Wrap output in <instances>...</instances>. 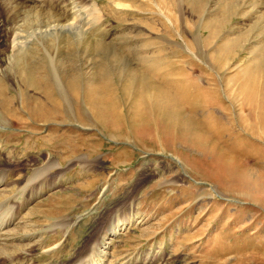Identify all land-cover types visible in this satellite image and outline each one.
<instances>
[{
	"label": "rangeland",
	"instance_id": "rangeland-1",
	"mask_svg": "<svg viewBox=\"0 0 264 264\" xmlns=\"http://www.w3.org/2000/svg\"><path fill=\"white\" fill-rule=\"evenodd\" d=\"M68 2L78 19L58 16L44 34L47 5L39 1L29 5L36 25L18 12L0 15V68L13 60L16 32L28 48L52 41L60 51L25 48L15 78H0V178L8 182L0 198L23 193L20 221L47 246L59 243L17 264L77 261L114 224L100 264H264V0ZM69 21L84 23L83 32ZM50 59L68 105L54 91ZM146 81L154 93L176 89L175 110L132 116ZM95 92L114 105L105 117L88 101ZM63 223L71 224L65 235Z\"/></svg>",
	"mask_w": 264,
	"mask_h": 264
},
{
	"label": "bare ground",
	"instance_id": "bare-ground-1",
	"mask_svg": "<svg viewBox=\"0 0 264 264\" xmlns=\"http://www.w3.org/2000/svg\"><path fill=\"white\" fill-rule=\"evenodd\" d=\"M15 1V3H13ZM18 1V0H17ZM33 1H39L41 6H44V5H47V11L43 12L44 14V31H41L42 34L44 33H47L49 32L50 30H52L54 27L53 25V22L54 20L56 19V17L58 16H62L64 17L66 20H69V19H72L71 21H73V19H75L76 15H74V12H73V7L70 8L69 5L70 2L68 3H65V0H21V4L24 5V6H20L16 3V0H0V15H5L4 17H11V15L13 14V18L14 19H17L15 16H14V13L18 12V13H21L23 14V19L25 18L26 19V22L29 21L31 22L32 25H34V21H37L38 19H40V15H35V14H32V8L29 6L30 4H33ZM38 4V3H37ZM75 4V3H74ZM28 9L24 12V9ZM40 10V9H39ZM45 10V9H42V11ZM23 11V12H22ZM78 12V11H77ZM39 13V12H38ZM76 13V12H75ZM20 14V15H21ZM78 14V13H77ZM18 15V14H17ZM31 17V18H30ZM72 17V18H71ZM80 17V15H79ZM224 18V17H223ZM31 19V20H30ZM78 19V18H76ZM226 18H224L225 20ZM12 20V18H11ZM75 23H76V20H74ZM79 21V20H78ZM77 21V22H78ZM14 22V21H13ZM62 22V20H61ZM67 22V21H65ZM70 22V21H69ZM86 25L87 24H90V23H93V26L94 24L96 25L97 23H99V20H96L95 21H90V20H87L86 21ZM227 22V21H226ZM12 23V22H11ZM37 23V22H36ZM39 23V22H38ZM73 23V22H72ZM70 22V24L68 25L70 29H75V30H78L79 32H83L84 30V27H83V24L80 25L78 28H75L73 25L75 24H72ZM15 23H13L14 25ZM30 24V23H29ZM81 24V23H80ZM36 25V24H35ZM64 25V24H63ZM76 25V24H75ZM92 25V24H91ZM21 26V25H20ZM43 26V25H42ZM219 27V25L217 26ZM18 28V27H17ZM39 28H42V27H39ZM221 28V27H220ZM15 29V28H14ZM26 29V28H25ZM34 29V28H32ZM9 30V29H8ZM54 30V29H53ZM214 28L213 29H210L208 30V36L209 37H213V35L215 34L214 32ZM14 31V30H13ZM21 31V30H20ZM16 32V31H14ZM19 32V30H18ZM11 34V33H10ZM20 35L19 33H14L13 34V37H10L12 38L11 41H10V45H6L8 46L9 50L12 52L13 54V60L12 62H10L9 65L5 66V67H2L0 68V78L1 79H4V80H7L9 78H13L14 77V74H15V71H16V65L19 61V56L21 55L20 53H23L24 49L28 48L26 43L23 41V39L25 38H18V36ZM33 34V33H32ZM53 35V34H52ZM8 36V35H7ZM179 36L180 38L182 39V41L184 42L183 40V37L181 36V34L179 33ZM2 37V36H1ZM6 37V35L4 36ZM4 39V38H3ZM27 39V38H26ZM7 40V39H6ZM9 40V39H8ZM4 43V42H3ZM6 43V42H5ZM8 44V43H6ZM75 44V43H74ZM78 44V43H77ZM231 44V43H230ZM237 44V41H234V43L231 45V47H234L236 46ZM70 45V43H69ZM80 45V44H79ZM78 45V46H79ZM99 45V44H98ZM71 46V45H70ZM77 46V47H78ZM229 46V45H228ZM33 47V46H32ZM72 47V46H71ZM70 47V48H71ZM75 47V46H74ZM82 47V46H81ZM86 47V46H85ZM99 47V46H98ZM186 47V46H185ZM55 48H57L58 52L59 51V48L56 47L54 45V43L52 41H47L46 43H43L42 45V49H39L38 47H35L34 49H31V48H28V50H30L31 52H34L35 54H38V52L42 53L43 54V51L47 54H50V52H52V50H55ZM187 48V47H186ZM85 49V48H84ZM99 49V48H98ZM97 49V51H98ZM67 50H68V47H67ZM86 50V49H85ZM95 50V49H94ZM188 52L191 50L187 49ZM69 51V50H68ZM96 51V50H95ZM1 52V51H0ZM28 52V51H27ZM56 52V51H55ZM25 53V52H24ZM82 53V52H81ZM28 54V53H26ZM53 54V52H52ZM55 54V53H54ZM23 55V54H22ZM29 55V54H28ZM39 55V54H38ZM46 55V54H45ZM51 55V54H50ZM33 56V54H32ZM47 56V55H46ZM44 56V57H46ZM52 56V55H51ZM25 57V56H23ZM30 57V56H29ZM71 57V56H69ZM115 57V56H113ZM77 58V57H76ZM24 59V58H23ZM116 59V58H115ZM47 60V59H46ZM75 60V59H74ZM81 60V59H80ZM53 60L50 59L49 62H51ZM29 62V61H27ZM68 62V61H67ZM80 62V61H79ZM8 63V62H7ZM52 63H54L52 65ZM114 63V62H113ZM25 64V63H24ZM61 64V63H60ZM73 64V63H72ZM106 64V63H105ZM109 64V63H108ZM21 65V64H20ZM55 61L54 62H51V65H49V75H50V79L53 80L52 84H53V88H54V91L56 92H59L61 94V92L63 90H61V87L63 86V84L61 83V80H60V76H59V71H57V66H55ZM63 65V63H62ZM62 65H60L62 67ZM107 65V64H106ZM112 65V64H111ZM110 65V66H111ZM261 65V64H259ZM22 66V65H21ZM20 66V67H21ZM30 66V64H29ZM113 66V65H112ZM264 66V65H263ZM78 67V66H77ZM48 68V67H47ZM79 68V67H78ZM112 68V67H111ZM30 69V68H29ZM263 69V67H262ZM21 70V69H20ZM112 70V69H111ZM32 71V70H31ZM77 71V70H76ZM59 72V73H57ZM98 72V71H97ZM109 72V70L107 71ZM62 73V72H61ZM99 73V72H98ZM111 73V72H110ZM149 73V72H148ZM23 74V72H22ZM46 74V72H45ZM105 74V73H102V75ZM25 74H23L24 76ZM31 75V74H30ZM106 75V74H105ZM116 75V74H115ZM34 76V75H33ZM48 76V75H47ZM76 76V75H75ZM256 76V75H255ZM80 77V76H79ZM96 77V75H95ZM15 78V77H14ZM25 78V77H24ZM30 78V77H28ZM27 78V79H28ZM33 79V77H32ZM31 79V80H32ZM77 79V78H76ZM111 79V78H110ZM30 80V81H31ZM71 80V79H70ZM69 80V82H70ZM109 81V77L107 79ZM29 81V82H30ZM33 81V80H32ZM35 82V81H34ZM37 83V81L35 82ZM48 83V82H46ZM28 84V83H27ZM30 85V84H28ZM27 85V86H28ZM49 85V84H48ZM68 85V84H67ZM146 85H149V82L146 81ZM261 93H262V98L261 100L259 101V105H262L264 103V69L263 71L261 72ZM32 86H34L32 84ZM36 86V85H35ZM71 86V85H70ZM49 87V86H47ZM69 87V86H68ZM38 88V87H37ZM45 88V87H44ZM42 88L41 91L44 89ZM50 88V87H49ZM52 88V87H51ZM50 88V89H51ZM72 88V87H70ZM107 88V87H106ZM149 88H151V86L149 85L148 88L145 90V93L142 94V98L139 99V101L137 103L134 104L133 108H132V111H131V114L132 116L134 117H140V116H143L144 113H146V111H150L151 108H155L157 110H161V111H164V109H173L175 110V107L178 106V104L180 103V99H179V96L177 95L178 91L176 89H172L169 93H164L161 91L162 94L159 93H154L153 91H151ZM28 89V88H27ZM33 89V88H32ZM39 89V88H38ZM73 89V88H72ZM34 90H36V87L34 88ZM33 90V91H34ZM53 91V90H52ZM64 92V91H63ZM62 92V93H63ZM70 92V91H69ZM85 92V91H84ZM141 92V91H140ZM153 93V94H152ZM47 94V93H46ZM58 94V93H57ZM64 101V103H66L68 105V102H69V97L67 96V94H64L60 95ZM77 95V94H76ZM76 95L74 97H76ZM108 95V94H107ZM58 96V97H59ZM72 96V94H71ZM60 97V98H61ZM203 97V96H201ZM7 98V97H6ZM46 99V98H45ZM74 99V98H72ZM203 99V98H202ZM9 100V99H8ZM7 100V101H8ZM47 100V99H46ZM50 100V99H49ZM220 100V99H218ZM10 104L9 102L7 103L8 108L5 110V113L7 114V118L11 119L12 116H14L17 112H16V108L13 109V100L10 99ZM82 101V100H81ZM90 102V104L92 105V108L94 109V113H96L97 115H105L108 114V111H112L111 109L114 108L111 106V103L109 101H106V99L102 96V94H98L97 92H95L94 94V98L93 99H89L88 100ZM207 101V100H205ZM38 105L41 106L42 108H45V103H39V101H37ZM117 103V102H116ZM207 103V102H206ZM206 103H203V104H206ZM222 103V101H221ZM27 104H29V102H22V108L23 110L26 112V114H28V111L30 110V108H28ZM56 104V103H55ZM80 104V103H79ZM223 104V103H222ZM37 105V106H38ZM214 105H216L219 110H223L222 109V106L220 103H215ZM58 106V104H57ZM209 104H207L205 106V110H208L209 108ZM224 106V104H223ZM53 107V106H52ZM225 107V106H224ZM263 107V106H261ZM56 108V107H55ZM230 108V107H229ZM258 108V107H257ZM46 109V108H45ZM228 110V108H226ZM225 109V110H226ZM116 110V109H115ZM220 110V111H221ZM3 112V111H2ZM154 112V111H153ZM199 112V111H198ZM222 112V111H221ZM232 112V111H231ZM31 113V112H30ZM161 113V112H160ZM213 113H214V110H213ZM225 113V112H224ZM264 113V112H263ZM262 113V114H263ZM230 114V113H228ZM227 114V116H228ZM254 114V113H253ZM31 115V114H28V116ZM217 115V114H216ZM255 115V114H254ZM264 115V114H263ZM111 116L113 117H117V113H111L110 114V118ZM232 116V115H231ZM229 116V117H231ZM16 117V116H15ZM33 118V121H42V119H44L43 121H46L45 120V117H43V115H39L38 113H34L33 116H30ZM217 117V116H216ZM223 117V116H222ZM230 119V118H229ZM243 119V118H241ZM240 119V120H241ZM12 120V119H11ZM223 120V119H222ZM225 120V119H224ZM231 120V119H230ZM164 124H166L170 129H172L173 131H175L174 129V126H176V130L177 132H182L183 128H181V130L179 131V128L177 126L178 122L175 124L174 121H163L162 122ZM256 123V122H255ZM259 124V123H258ZM218 125V124H217ZM217 125H215L217 127ZM223 125V123H222ZM226 125V124H225ZM227 126V125H226ZM230 126H228L227 128H229ZM222 129V128H221ZM258 129V128H257ZM159 130V129H158ZM230 131V130H229ZM180 132V133H181ZM232 132V131H231ZM259 137V136H258ZM53 163V162H52ZM8 181V180H7ZM7 184L5 183V180L4 178H0V185L1 184ZM35 183V182H34ZM37 183V182H36ZM29 185V184H28ZM31 185V183H30ZM42 188V187H41ZM28 189V188H27ZM31 195V194H30ZM0 196H4L3 194L0 193ZM32 196H35L34 193ZM31 196V197H32ZM3 198V197H2ZM36 198V197H35ZM25 197L23 195V193H19V192H16L14 193L11 197L10 196H7L5 197V199L2 201L1 198H0V263H6L7 260H11L12 264H17L19 262L22 263V261H24L25 259H31V257H29V255L31 254V252L33 251V249L35 248H42L43 249V252L44 253H48L49 251L51 250H54L56 248H58L59 246V243H56L54 245H51V246H47V244L43 241V239L40 237L38 238V235H34V230L30 229V224H27V223H22L20 220H22L24 217H20V213L21 211L26 207V205L28 204V200L25 201ZM16 201V202H15ZM29 205V204H28ZM112 225V224H111ZM12 226V227H10ZM63 228H62V234H66L69 227L71 226L70 223H63V225H61ZM51 227V226H50ZM54 227V226H53ZM118 225L117 224H114L113 226H111L110 228H108L107 230H104L102 232V234L100 235L98 241L93 245L92 247V251H90V253L86 256H81L77 259V261H74L72 263H69V264H100L102 263V257L104 258V256L106 255V249H108L109 247V244L110 242L108 240H112V238H114L115 236H117L118 234ZM84 253V252H82ZM80 256V255H79ZM26 261V260H25ZM61 264H65V263H61Z\"/></svg>",
	"mask_w": 264,
	"mask_h": 264
}]
</instances>
